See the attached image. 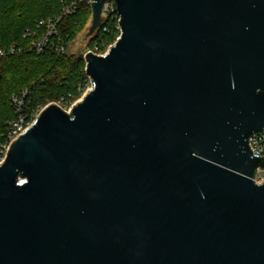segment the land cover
Wrapping results in <instances>:
<instances>
[{
  "label": "water",
  "instance_id": "1",
  "mask_svg": "<svg viewBox=\"0 0 264 264\" xmlns=\"http://www.w3.org/2000/svg\"><path fill=\"white\" fill-rule=\"evenodd\" d=\"M107 4L92 88L0 165V264H264V0H92L89 35Z\"/></svg>",
  "mask_w": 264,
  "mask_h": 264
},
{
  "label": "trees",
  "instance_id": "2",
  "mask_svg": "<svg viewBox=\"0 0 264 264\" xmlns=\"http://www.w3.org/2000/svg\"><path fill=\"white\" fill-rule=\"evenodd\" d=\"M74 0H0V50L16 48L14 54L0 56V144L6 142L10 124L18 119L11 103L13 96L29 90L28 110L61 103L70 108L84 95L90 83L83 57L67 54L68 46L92 16L88 0L78 2L74 13L64 16ZM62 17V19H60ZM60 21L57 23V21ZM57 23L54 48L44 53L32 51L48 30ZM30 35L25 37L27 33ZM120 35L116 15L103 17L90 44L104 53ZM63 46L65 53L56 48Z\"/></svg>",
  "mask_w": 264,
  "mask_h": 264
},
{
  "label": "built area",
  "instance_id": "3",
  "mask_svg": "<svg viewBox=\"0 0 264 264\" xmlns=\"http://www.w3.org/2000/svg\"><path fill=\"white\" fill-rule=\"evenodd\" d=\"M79 1H81V0H74L72 5L65 8L62 17L74 13ZM88 4L91 6L92 0H88ZM112 7H113L112 4L106 5V9H105L103 17L106 18L110 15L115 14L116 15V21H117V28L119 29L120 35H121V28H120L121 18L119 16V14ZM62 17L60 19H62ZM60 19L57 21V23L60 21ZM57 23H54L50 20L46 34L44 36H42V38L38 42H36L32 45V48H31L32 51H36L38 54H42L48 48H54L55 47L54 42H52V39H53V37L58 35L57 29H56ZM28 35H30V32H28L27 35H25V37H27ZM120 35L117 38V40L120 38ZM56 50L61 54L65 53V51H66L63 46L57 47ZM15 52H16V48L11 47L7 51L0 50V56L1 57L5 56L8 53L14 54ZM89 53H92V54L97 55V56H104L107 52L100 53V52H98V49L96 48L95 50L89 51L84 56V59L86 58V56ZM91 88H92V84L90 81L84 95ZM28 97H29V90H26L19 95L13 96L11 99V103H12L13 107L15 108V111L18 115V119L15 122H13L12 124H10V128H9V132L7 134L6 142L0 144V165L5 161V159L7 157L8 150L10 149L13 142L18 137L23 135L29 128H31L34 125V123L36 122V120L38 119V117L41 115V113L45 110V108H47L49 106V105H47L45 107L38 106L37 108L29 111L27 108L28 107V105H27ZM74 104L70 108H72L74 106ZM55 105H58L60 107L63 104L55 103ZM249 146H250L251 152L253 154V157L264 158V133L253 135L249 139ZM260 176H264V169L263 168L257 169L256 177H255V180L257 183L264 182V180L262 182H258L257 179Z\"/></svg>",
  "mask_w": 264,
  "mask_h": 264
},
{
  "label": "rangeland",
  "instance_id": "4",
  "mask_svg": "<svg viewBox=\"0 0 264 264\" xmlns=\"http://www.w3.org/2000/svg\"><path fill=\"white\" fill-rule=\"evenodd\" d=\"M91 26H92V16L88 20V22L86 23V25L78 32L76 38L73 41H71V43L69 44L68 50H67V54L69 56H72V57H75V58H79V57H83L84 58V56L89 51H91L90 44H91L92 39L94 37V34H93V36L89 35L90 34V28H91ZM86 35H88V36H86ZM113 45L109 46L105 50V52H108V50ZM82 98L83 97H81V99H79L76 103H78L79 101H81ZM50 104H48V105H50ZM52 104H55V103H52ZM60 107L64 111H66L67 113H69L71 111V109L73 108V107L72 108H66L65 105H61ZM257 180H258V182H262L264 180V176H260Z\"/></svg>",
  "mask_w": 264,
  "mask_h": 264
}]
</instances>
